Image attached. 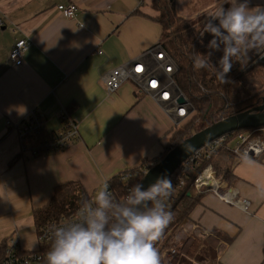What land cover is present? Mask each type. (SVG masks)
<instances>
[{
    "label": "crops",
    "instance_id": "0c3cea01",
    "mask_svg": "<svg viewBox=\"0 0 264 264\" xmlns=\"http://www.w3.org/2000/svg\"><path fill=\"white\" fill-rule=\"evenodd\" d=\"M174 1L185 22L186 7L194 12L212 6L210 14L221 2ZM70 2L77 10L66 19L56 6ZM150 3L0 0V243L6 241L8 247L14 240L21 252L37 250L32 213L47 204L55 186L78 182L94 198L118 173L156 158L170 132L184 121L178 122L149 95L139 94L131 79L112 94L101 84L103 74L159 44L161 28L152 20L157 13ZM255 4L264 5V0H252ZM20 39L30 44L22 62L12 65L8 54ZM33 110L44 121L40 132L50 136L60 132L65 110L77 121L78 139L57 152L44 149L36 156L39 149L24 151L25 135L19 128ZM231 171L235 183L228 186L219 180L220 191L231 190L248 200L249 213L210 191L171 234L160 264H262L264 154L235 159ZM213 229L232 240L226 243L213 237Z\"/></svg>",
    "mask_w": 264,
    "mask_h": 264
},
{
    "label": "trees",
    "instance_id": "16d2710c",
    "mask_svg": "<svg viewBox=\"0 0 264 264\" xmlns=\"http://www.w3.org/2000/svg\"><path fill=\"white\" fill-rule=\"evenodd\" d=\"M150 2L151 8L157 13L152 20L161 28V37L158 43L177 67L172 80L189 101L193 111L186 120L170 132L166 144L156 158L144 160L138 167L120 172L109 180L112 197L117 201L123 200L128 189L141 183L144 169L149 170L162 160L172 148L192 134L212 126L221 119L253 112V109L264 104V65L249 66L252 53L240 62L233 63L232 69L227 74V82L222 84L216 79L211 67L200 70L193 68L194 57L207 50L205 45L210 39V36L205 34L203 42H201L198 32L203 27L197 31L196 35L191 36L187 23L176 13L174 0H150ZM221 55V52L214 53L211 62L215 65ZM251 130H257L255 133L264 135V127ZM245 131L248 130L231 132L228 134V138L232 140L236 134ZM49 138L50 135L46 132L25 135L21 140V146L24 151L39 149L40 151L36 155L39 156L45 151L44 142ZM235 159V155L228 147L223 146L211 156L208 162L202 161L192 170L185 169L180 173L178 170L176 171L178 175L182 176L184 184L173 189L172 196L167 201L166 210L171 213L172 218L160 237L153 242L159 257L171 234L175 233L189 219L193 210L200 204L202 197L211 191L209 188H205L197 193L193 188V181L204 166L209 163L215 178L232 186L236 181L231 171V164ZM124 174H127L128 177L122 181L120 178ZM170 179L174 186L176 184L174 178ZM88 199L89 195L78 182L70 181L55 186L47 204L32 213L36 229L48 221L75 214L82 203ZM210 235L226 243L232 240L214 229L210 231ZM6 247V241L0 243V262L5 256ZM262 264H264V260Z\"/></svg>",
    "mask_w": 264,
    "mask_h": 264
},
{
    "label": "clouds",
    "instance_id": "9594fccd",
    "mask_svg": "<svg viewBox=\"0 0 264 264\" xmlns=\"http://www.w3.org/2000/svg\"><path fill=\"white\" fill-rule=\"evenodd\" d=\"M198 34L201 42L205 34L210 39L207 50L194 57L193 68L211 67L224 84L233 63L251 53H264V5H252V0H221ZM216 52L222 55L214 65L211 57ZM6 111L11 113V109ZM184 148L187 151L191 145ZM172 192V180L160 175L147 187L135 184L117 201L105 183L92 204L82 203L76 220L50 227L45 264H160L153 242L172 218L166 210Z\"/></svg>",
    "mask_w": 264,
    "mask_h": 264
},
{
    "label": "built area",
    "instance_id": "2783aa9c",
    "mask_svg": "<svg viewBox=\"0 0 264 264\" xmlns=\"http://www.w3.org/2000/svg\"><path fill=\"white\" fill-rule=\"evenodd\" d=\"M56 9L64 18L72 19L77 7L74 3L70 2L57 5ZM29 44L30 43H28L26 39H20L14 43L8 54V60L12 65H19L22 62ZM97 54H101V51H97ZM254 65H264V53H252V59L249 66ZM176 70V64L164 48L160 44H155L145 51L139 59H135L109 70L103 74L100 80L105 92L107 94H112L116 92L127 79H131L139 94L149 95L155 102L162 106L166 113L174 114L175 117L179 119L178 122H181L191 115L193 110L189 101L178 90L172 80V76ZM180 97H183L184 99L183 105L177 103V100ZM60 119V132L50 136V138L44 142V149L48 151H61L78 139L77 121L72 119L65 110L61 111ZM43 129L44 121L42 116L36 110H33L29 112L25 120L22 122L19 132L22 135H33L39 133ZM256 131L257 130H248L238 133L232 140H229L228 134H226L212 141L208 145L197 150L191 157L184 161L174 173L177 170L179 173L185 169L192 170L194 166L199 165L202 161L208 162L211 156L223 146L228 147L238 160L258 158L264 154V136L255 133ZM147 171V169H144L143 174ZM174 173L170 176V178H174L173 180H175L176 183L173 186V189L181 187L184 184L182 176L180 174L178 175L177 172L175 175ZM127 177L128 176L124 174L120 179L125 181ZM211 180H214L215 184H212ZM218 181L219 180L214 176L211 165L207 163L193 181V188L197 193H200L205 188H209L215 196L225 203L244 213H249V201L238 197L236 192L231 190H226L221 193ZM108 191L111 193L109 186ZM87 202L92 204L94 198L89 197ZM80 209L81 207L73 215L62 216L57 220L48 221L40 225L36 231L38 249L35 251L21 252L17 247L16 242L11 240L0 264H45L46 253L51 244L49 232L50 227L52 225H62L76 220ZM170 252L173 253L175 251L171 250Z\"/></svg>",
    "mask_w": 264,
    "mask_h": 264
},
{
    "label": "water",
    "instance_id": "95a60500",
    "mask_svg": "<svg viewBox=\"0 0 264 264\" xmlns=\"http://www.w3.org/2000/svg\"><path fill=\"white\" fill-rule=\"evenodd\" d=\"M177 103L183 105V97H180ZM261 127H264V104L253 109V112L221 119L212 126L192 134L179 145L172 148L162 160L157 162L144 174L141 183L147 187L150 183L154 182L157 176L167 175L170 177L197 150L226 134L237 130H251ZM185 144L191 145V148L187 151L184 148Z\"/></svg>",
    "mask_w": 264,
    "mask_h": 264
},
{
    "label": "rangeland",
    "instance_id": "374dc122",
    "mask_svg": "<svg viewBox=\"0 0 264 264\" xmlns=\"http://www.w3.org/2000/svg\"><path fill=\"white\" fill-rule=\"evenodd\" d=\"M186 9H187L186 12L183 13V17H184L185 20H187L186 22H187V25L189 27H191V25H193L192 23H194L195 27L191 28V31H190V35L194 36V35H196V33H197V31L199 29H202L204 21H205V18H206L207 15H209L210 9H214V8H212V6L202 7V8H198V10H196L194 12L193 11L187 12L188 8L186 7ZM221 193H223V192H221Z\"/></svg>",
    "mask_w": 264,
    "mask_h": 264
},
{
    "label": "bare ground",
    "instance_id": "6f19581e",
    "mask_svg": "<svg viewBox=\"0 0 264 264\" xmlns=\"http://www.w3.org/2000/svg\"><path fill=\"white\" fill-rule=\"evenodd\" d=\"M211 183H212V184H215V181H214V180H211Z\"/></svg>",
    "mask_w": 264,
    "mask_h": 264
}]
</instances>
